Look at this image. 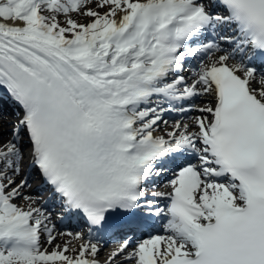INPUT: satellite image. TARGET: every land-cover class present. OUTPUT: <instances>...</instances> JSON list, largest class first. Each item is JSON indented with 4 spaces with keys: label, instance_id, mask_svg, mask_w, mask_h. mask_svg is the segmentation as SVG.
<instances>
[{
    "label": "snow or ice",
    "instance_id": "1",
    "mask_svg": "<svg viewBox=\"0 0 264 264\" xmlns=\"http://www.w3.org/2000/svg\"><path fill=\"white\" fill-rule=\"evenodd\" d=\"M0 92V264H264V0H0Z\"/></svg>",
    "mask_w": 264,
    "mask_h": 264
},
{
    "label": "bare ground",
    "instance_id": "2",
    "mask_svg": "<svg viewBox=\"0 0 264 264\" xmlns=\"http://www.w3.org/2000/svg\"><path fill=\"white\" fill-rule=\"evenodd\" d=\"M78 19H80L82 22L84 21V19L85 18H83V17H78ZM198 70V69H197ZM207 98H205V100H206ZM205 100H203V101H205ZM197 105H201L202 103H199V102H197L196 103ZM12 112H14V109H12ZM198 113H196V115H197ZM4 116V115H3ZM4 120H5V127H4V129H3V131L4 132H7V130L8 129H10V127H7L6 125H7V121L8 122H10V121H12V119L11 118H9V117H5L4 116ZM174 121H172V122H170V124L171 123H173ZM161 127H162V125H161ZM163 128V127H162ZM8 137L6 136L5 137V139H7ZM24 166H26V163L24 162ZM28 169L30 170V168L28 167ZM28 170V171H29ZM24 175V173L22 172V176ZM27 177H28V180H30L32 177H33V173H32V170L30 171V172H28L27 173ZM166 189H161V190H159V191H165ZM107 253L108 252H105V251H103L102 250V252L100 253V258H101V260H103L105 257H106V255H107Z\"/></svg>",
    "mask_w": 264,
    "mask_h": 264
},
{
    "label": "rangeland",
    "instance_id": "3",
    "mask_svg": "<svg viewBox=\"0 0 264 264\" xmlns=\"http://www.w3.org/2000/svg\"><path fill=\"white\" fill-rule=\"evenodd\" d=\"M202 102H204V101H202ZM191 115H195V113H192ZM8 123H9V124H8ZM11 123H12V122H8V121H7V125H6V126H7V127H10ZM8 130H9V129H8ZM8 130H7V131H8ZM9 132H10V131H9ZM6 133H7V132H6ZM5 137H6V136H5ZM33 182H36V181L33 180ZM33 184H34V183H33ZM37 184H39V183L36 182V185H37ZM36 185H31V188H29L28 191L31 192L32 189H33ZM43 200H44V196H41L40 199H39V204H40V205H41V201H43ZM103 251H104V250H103Z\"/></svg>",
    "mask_w": 264,
    "mask_h": 264
}]
</instances>
